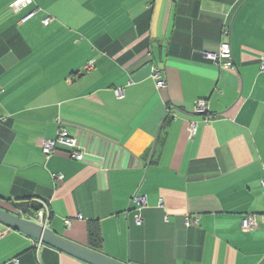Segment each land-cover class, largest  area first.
<instances>
[{"label": "crops", "instance_id": "0c3cea01", "mask_svg": "<svg viewBox=\"0 0 264 264\" xmlns=\"http://www.w3.org/2000/svg\"><path fill=\"white\" fill-rule=\"evenodd\" d=\"M17 1L0 0V207L45 203L48 227L86 246L95 228L131 264H264V221L241 228L264 214V0ZM222 42L232 69L205 57ZM61 129L87 161L43 157ZM13 260L85 264L0 223Z\"/></svg>", "mask_w": 264, "mask_h": 264}, {"label": "built area", "instance_id": "2783aa9c", "mask_svg": "<svg viewBox=\"0 0 264 264\" xmlns=\"http://www.w3.org/2000/svg\"><path fill=\"white\" fill-rule=\"evenodd\" d=\"M31 0H18L14 7L19 9L25 7L26 5L30 4ZM34 14V11L29 13L25 19H28ZM51 21L50 18H46L43 20L44 24H48ZM225 33V32H224ZM206 59L210 60L214 65L218 66L219 68L224 69H232L234 67L232 56H231V49L228 42H222L214 52L205 53ZM92 68V64L88 65L87 70ZM259 69L260 71L264 72V52L261 54L259 58ZM152 78L156 83L157 88H162L164 86V81L161 78L160 72L155 69L153 70ZM193 111L197 115H201L204 118V121L209 119L208 110H207V103L204 100H198L194 103ZM1 120V119H0ZM197 129V124L193 121H189L188 123V133L191 137L195 134ZM58 146H63L68 150V157L77 162H85L87 161V157L89 156L77 143V140L74 137H71L65 130L61 129L57 132L56 136L53 139L44 140L41 143V152L45 159H48L56 150ZM55 181H59L61 176L53 175ZM262 188V194L264 196V177L260 182ZM133 202L138 207H142L144 205V199L142 197L134 196ZM162 207V202L159 204ZM49 218V211L45 203L41 205V208L38 210L36 215V220L40 225L47 227V220ZM258 219L264 221V214L260 215H253L248 214L244 215L241 219V228L243 231L253 230L257 227ZM198 218H188L186 219V226L196 224ZM135 223H141V216L137 214L135 217ZM69 224V222H66ZM13 263L17 264L16 260H13Z\"/></svg>", "mask_w": 264, "mask_h": 264}, {"label": "water", "instance_id": "95a60500", "mask_svg": "<svg viewBox=\"0 0 264 264\" xmlns=\"http://www.w3.org/2000/svg\"><path fill=\"white\" fill-rule=\"evenodd\" d=\"M0 223L31 238L38 245L54 249L85 264H131L128 260H118L77 243L51 227L42 226L36 220L24 217L20 211L0 207Z\"/></svg>", "mask_w": 264, "mask_h": 264}, {"label": "trees", "instance_id": "16d2710c", "mask_svg": "<svg viewBox=\"0 0 264 264\" xmlns=\"http://www.w3.org/2000/svg\"><path fill=\"white\" fill-rule=\"evenodd\" d=\"M14 206L16 208L14 211H20L23 215H27L30 218H33V214L35 215L40 209L39 204L30 202H25L17 205L15 204ZM29 211L31 212L29 213ZM87 246L95 251L102 252L101 237L99 234H96L95 228H89V244Z\"/></svg>", "mask_w": 264, "mask_h": 264}]
</instances>
